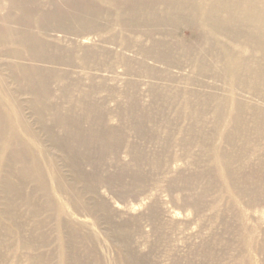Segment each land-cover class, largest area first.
I'll return each instance as SVG.
<instances>
[{
  "label": "bare ground",
  "instance_id": "1",
  "mask_svg": "<svg viewBox=\"0 0 264 264\" xmlns=\"http://www.w3.org/2000/svg\"><path fill=\"white\" fill-rule=\"evenodd\" d=\"M4 2L8 5L7 9L3 7ZM181 28L190 30L188 40L179 37ZM59 34L63 35L58 36ZM171 37H174V40L169 41ZM23 52L30 54V59H49L47 55L50 56V53L59 56L63 53V58L69 59L63 66L69 68V74L77 78L71 81V86L78 84L88 89L83 97H73L74 100H68L70 92L67 94L62 90L68 97L61 98L63 101L67 100L70 106L68 105V110L63 111V114L58 110L59 112L51 115L63 130V141L59 139L61 137L58 138L60 141L54 137L59 135H55L53 131L52 136L51 128L45 130V134L49 135L47 138L53 142L52 149L60 153L62 164L72 173L73 184H69L72 190L77 183H83L84 192L95 195L93 183L97 185L103 181L106 182L105 185H109V189L124 183L126 186L137 187L144 179L140 173L141 168L151 166L152 169L161 163L159 158H162L161 152L150 157L144 149V144L138 145L140 139L143 143L158 142L161 133L163 137L158 143L163 149L172 145L173 130L181 135L177 143L183 147L185 143L202 139L201 134L197 136L194 123L197 125L204 121L201 107H207L209 103L215 105L214 120L224 122V127L217 135L222 136L220 142L227 147L231 148L236 136L241 133L250 132L247 135L249 138L263 137L260 133L264 131V0H0V57L22 59ZM186 66L190 73L183 78ZM48 70L20 65L11 60L0 64V191L8 207H12L15 199L23 197L25 180L43 191V199L50 197L46 196V180L44 181L40 172V153L16 141L18 129L25 131L32 142L35 141L21 116L24 107L32 110L41 125L46 118H51V115L44 116L46 110L54 112L57 109L49 107L50 96L53 94L49 95L48 89H51L52 85L49 87L48 84L50 80L54 81L53 77L56 78V75L50 74L51 71ZM142 74L148 75L145 76L149 78L148 81H135L134 78ZM208 74L216 79H225L229 88L227 98L221 99L214 94L203 95L201 90L184 89L196 83L203 86ZM49 75L53 76V80L48 78ZM163 75H166L172 86L166 89L153 87L157 95L152 94L151 90L147 92L153 95L151 97L149 94V107L152 108L145 110L141 102H137V95L142 96L140 91L144 92L142 88L146 82L161 80ZM133 79L135 83L138 82V91ZM8 81L15 86L13 89L8 86ZM178 84H183V89H175L180 86L177 87ZM121 85L138 93H127L128 107H123V110L118 112L120 123L115 126L110 123L111 115L106 116L103 113V105L98 103L99 100L95 97L97 89L108 87L111 90L107 91L112 92V89ZM20 96L26 99L21 101ZM57 103L54 106H58ZM64 107L63 109H66ZM77 107L80 113L75 110ZM76 112L82 115H77ZM170 113L175 119L168 118ZM180 121H188L192 125L177 130L176 125ZM84 123L89 124L88 129L83 128ZM226 127H229L231 132L225 131ZM125 129L137 139L129 145ZM203 135L206 137V132ZM123 146L128 148L132 156L131 166H126L131 170L126 171L124 167L123 171L121 170L123 173L107 175L108 177L103 179L100 175L102 169L111 167L113 161L119 162V152ZM214 152L217 174L222 179H228L234 172L233 167L238 162V156L222 150L217 142L214 144ZM257 164L258 169L260 166L257 171L254 168L250 170L249 167H241L244 172L248 173L250 170L245 175L244 183L245 193L250 190L252 197L257 196L254 189L259 191L264 187V177L259 174L264 170V163ZM85 165L91 167L89 175L83 173ZM50 169L54 180L64 185L66 181L58 169L53 166ZM152 173L150 172V175ZM126 174L132 178L128 184L124 182ZM202 175L205 176L201 173L193 178L194 175L189 177L181 174L172 180L173 184L170 183V186L186 191L197 183ZM255 179L259 180V186ZM254 183L259 188H256ZM200 186V195L192 203L197 209L211 188V183H201ZM132 188L136 189L134 186ZM81 196L83 197V193L78 192L77 197ZM49 205L52 206V202ZM151 211L154 220L155 210ZM57 212L64 213V210L62 212L61 207ZM103 214L105 215V212ZM106 215L109 213L106 212ZM111 221L108 217L105 224L108 223L111 234L126 247L130 227L126 224V229L115 227ZM4 251H0V261ZM125 259L128 264H141L130 252Z\"/></svg>",
  "mask_w": 264,
  "mask_h": 264
},
{
  "label": "rangeland",
  "instance_id": "2",
  "mask_svg": "<svg viewBox=\"0 0 264 264\" xmlns=\"http://www.w3.org/2000/svg\"><path fill=\"white\" fill-rule=\"evenodd\" d=\"M3 7L8 8L6 2H4ZM2 13L4 14L5 11ZM13 28L16 29L17 27L13 26ZM189 32L188 28H181L178 34L182 39L188 40L190 38ZM61 35L63 34L58 36ZM107 36L105 35V37ZM168 40L172 41L174 37ZM11 50L16 51L15 49ZM49 55H47L49 59H30V54L23 52L22 59L8 58V60L4 56L0 57V64L8 63L11 60V62H17L20 65L50 69L48 70L52 72L50 74L56 75L57 79L49 75L48 78L52 80L54 78V81L50 80L48 86L50 87V84L52 86L48 90L49 95L53 94L50 96L49 107L57 109L54 112L46 110L47 116L44 113L45 117H48L51 113L54 115L58 110L62 114L63 111L68 110L70 104L67 103V100L63 101V99L68 97L66 95L69 92L68 100L83 97L84 93L88 92V89L84 88L85 86L80 87L81 85L78 86V84H75L77 88L71 86V81L77 78L73 74L71 76L69 74L71 70L63 66L69 60L63 58V53L60 56L59 54L55 55V53ZM64 59H67V61L65 62ZM185 70L186 74H183V78L190 73L187 66ZM139 76L141 79L137 77L134 78L135 81H148L149 79L146 78L148 76L146 74V77L144 74ZM134 79L133 82L136 85L138 82L135 83ZM164 80H167V82ZM170 83L166 75H163L161 80L146 82L144 88H142L144 92L140 91L142 96L138 94L139 97L135 98L139 99L137 102H141L140 104L143 108L145 107V110H149L152 108V106L151 108L149 106L151 105L152 94H155L154 90L156 88L166 89L168 86H172ZM137 85L136 90L139 87ZM8 86L11 89L15 87L10 81H8ZM67 87H70V91ZM177 87L175 89H183L184 85L178 84ZM107 89H97L95 98L99 100L98 103L100 102L103 105V113L106 116L111 115L110 123L117 126L120 123L118 112H121L123 107L126 109L129 104L126 101L127 93L137 94L138 92H135V89V91L125 89L122 85L119 88L112 89L114 92H108ZM184 89L201 90L200 93L203 95L214 94L221 99H225L228 96L227 89L229 88L224 78L216 79L208 74L205 76L203 86L196 83ZM62 90L67 94L64 95ZM147 92H151L152 94H149L152 96L150 97ZM20 99L24 101L26 97L20 96ZM51 99L54 100L51 101ZM56 103L59 107L54 106ZM173 103L174 101L170 104ZM175 103L177 104V101ZM64 106L66 109H63ZM214 106L213 103H209L207 107H201L204 121L197 125L194 123L197 136L201 134L202 139L199 138L195 142L185 143L183 147L177 143L181 135L173 130L174 140L167 149H163V146L158 143L163 137V134H159L158 131L157 134L162 135L159 136L158 142L143 143L140 139V141L138 140L139 144L137 141L138 145L144 144V149L150 157L155 153L161 152L162 154V158H159L161 163L158 166L152 169L151 166L141 168L140 173L144 178L141 184L144 187L140 184L137 189L136 185H133L136 190L132 188V185L126 186L124 183L119 186H111L109 189V185L106 184V187V182L103 181L97 183V185L93 183L96 189H94V192H97H95V195L94 193H85L83 183H77L73 190L70 188L69 184H73L72 173L69 168L62 164L60 153L52 149V141L50 138L49 141L47 138L49 135L45 134V130L51 128V133L53 131L55 135H59L54 136L52 133V136L57 139L61 136L64 137L63 130L55 117L51 115L49 117L52 119L43 118L45 121L41 125L37 122L32 110L24 107L21 111L22 119L36 142H32L31 137L20 129L17 131L16 141L24 146H30L33 150L35 149V152L40 153L38 155L40 172L44 177V181L46 180V196L50 197L47 200L43 199V191L41 190V192L38 186L25 180L23 197L15 199L12 207H8L0 191V251L6 250L3 252L4 256L0 264H128L127 259H125L128 252L137 258L141 264H264V187L258 189L259 191L254 189L257 196L252 197L253 195L250 196V190L245 193L246 184L244 183L245 175L250 170H260V166L258 169L256 164L261 165V163H264V131L260 133L263 137L249 138L247 135L250 132L238 134L233 141V146L229 148L220 142L222 136L218 137L217 135V132L224 127V122L214 120ZM13 108H15V105ZM75 110L80 113L78 107ZM81 113L83 112L81 111ZM168 118L175 119L174 115L172 117V113L168 114ZM190 125L192 123L189 124L188 121H180L176 125V129L180 130ZM82 126L84 129L89 128L88 123H84ZM147 129H150L149 125ZM226 129L225 131L228 132L230 128L226 127ZM125 132L129 145L136 138L128 129H125ZM204 132L207 134L206 137L203 135ZM63 137L59 139L63 141L62 139H65ZM216 142L220 144L222 150L232 152L238 156V162L233 167L234 172L228 179H222L216 172L214 164L216 159L214 144ZM121 149L119 162L113 161V163L111 161V167L107 166L102 169L104 176L102 173L100 175L103 179L108 177L107 175L115 176L119 172L123 173L124 167L126 171L131 170L128 167L131 166L132 156L128 148L126 149L123 146ZM51 166L58 169L61 176H63L66 181L64 185L58 184L54 180ZM242 166L249 167V172H244L241 169ZM83 171V173H86L85 175H89L91 167L85 165ZM242 171L243 173H241ZM150 172H153L152 175H150ZM201 173L205 176L202 175L197 183L188 187V191L170 186V183L173 184L172 180H175L181 174L189 177L194 175L193 178H195L198 176L196 174L200 175ZM260 173L261 177H264V170ZM242 175L244 178H242ZM124 176V182L130 183L132 178L127 174ZM203 179L205 180L201 182ZM256 181L255 183L259 186V180ZM201 183L202 185L211 183V188L202 199L201 206L197 209L192 206V203L200 195ZM255 183L254 186L259 188ZM99 184L101 185L99 186ZM140 187L142 188L140 189ZM78 192L83 193V197H77ZM74 193L76 194L74 195ZM82 198L84 199L82 200ZM47 201L48 203H46ZM51 202L52 206L49 205ZM102 202H106L109 206ZM78 205H81V207H78ZM97 206L101 210L96 208ZM61 207L64 213L58 214L57 209H61ZM106 208L108 211H105ZM151 210H155L154 220L151 217ZM103 212H105V215ZM106 212L109 215H106ZM104 217L106 218L104 219ZM108 217L110 221H113V223L111 221L112 226L123 227L124 229L127 228L126 225L130 227V234H126L129 236L126 247H123L121 241L111 234L108 223L105 224ZM132 228L133 231H131Z\"/></svg>",
  "mask_w": 264,
  "mask_h": 264
}]
</instances>
